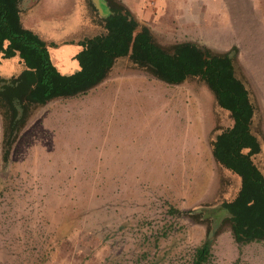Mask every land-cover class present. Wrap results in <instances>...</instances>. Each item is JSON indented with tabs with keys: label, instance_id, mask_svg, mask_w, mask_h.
<instances>
[{
	"label": "rangeland",
	"instance_id": "1",
	"mask_svg": "<svg viewBox=\"0 0 264 264\" xmlns=\"http://www.w3.org/2000/svg\"><path fill=\"white\" fill-rule=\"evenodd\" d=\"M87 11L103 30L89 0L27 2L20 15L48 40L57 68L71 74L80 69L78 42L98 32ZM246 15L249 33L234 39V63L264 142V0H249ZM157 38L170 45L177 37ZM24 67L18 56L4 58L0 74L18 76ZM163 84L168 101L141 91L132 101L123 96L117 110L112 85L30 107L6 166L12 109L0 96V264H192L209 226L219 235L207 264H264V241L240 246L215 212L241 187L212 152L233 124L230 112L199 78ZM100 99L109 108L99 109ZM257 164L264 172L263 156Z\"/></svg>",
	"mask_w": 264,
	"mask_h": 264
},
{
	"label": "trees",
	"instance_id": "2",
	"mask_svg": "<svg viewBox=\"0 0 264 264\" xmlns=\"http://www.w3.org/2000/svg\"><path fill=\"white\" fill-rule=\"evenodd\" d=\"M22 2L0 0V62L18 56L25 66L15 84L0 92L12 109V121L4 138L5 166L30 107L88 94L109 77L119 58L129 57L139 68L170 85L189 78L201 79L218 105L230 112L233 124L216 136L212 152L221 166L240 177L241 187L232 200L223 202L215 212L230 223L234 240L240 246L264 241V172L255 162L262 150L254 131L256 107L245 82L236 74L233 51L218 52L192 41L165 45L125 4L110 0L113 14L105 19V30L80 42L82 49L76 55L80 69L65 74L54 64L48 42L23 25ZM16 101L22 104L23 111L18 123ZM214 228L209 226L206 239L196 247L192 264L211 260L219 235V229Z\"/></svg>",
	"mask_w": 264,
	"mask_h": 264
},
{
	"label": "crops",
	"instance_id": "3",
	"mask_svg": "<svg viewBox=\"0 0 264 264\" xmlns=\"http://www.w3.org/2000/svg\"><path fill=\"white\" fill-rule=\"evenodd\" d=\"M41 1L42 0H23L20 5L21 11L24 9L27 2H30L31 6H35ZM119 1L125 4L141 23L150 27L156 38L159 32H167L168 34H171V36L177 37L175 43L192 41L207 46L218 52L233 51L234 58L236 57L235 50L238 49L237 46H234V39H236V36L239 37L240 35H247V32L249 33L250 23L248 21V16L246 15L248 12L249 0ZM239 11H241V19L237 17ZM89 15L90 13L88 14V17L91 20V25L93 27H97L93 17H90ZM55 16L58 18L57 14H55ZM21 20L26 28L33 31L35 30L33 26L25 24V20L22 16ZM64 25H66V22L62 24V26ZM53 27L55 28L56 24ZM97 29V34L102 33L105 30V28H103V30L99 31V26ZM232 40L233 43L231 42ZM62 43L65 42H61V44ZM231 43L232 45L230 47H226V45H230ZM81 49L82 45L80 50ZM0 76L15 75L0 74ZM163 83L165 82L156 79L153 75H148L146 71L137 67V65L129 57H121L116 61L109 77L103 83L93 88L89 94H92L94 90L100 88L101 86L105 88L106 86L112 85L113 97L111 99V107L117 110L119 105L125 102L123 100V96H126L127 101H132L133 97L141 91H153L158 94V100L168 101V95L165 94V88L167 87H163ZM168 85L169 84L166 86ZM104 103L105 102L102 101V99L96 102V104L100 105L99 109L106 110V108H109V105H105ZM167 106L170 105L168 104ZM259 139L262 150L255 157L256 163L257 158H262V156L264 157V142H262L260 137Z\"/></svg>",
	"mask_w": 264,
	"mask_h": 264
},
{
	"label": "water",
	"instance_id": "4",
	"mask_svg": "<svg viewBox=\"0 0 264 264\" xmlns=\"http://www.w3.org/2000/svg\"><path fill=\"white\" fill-rule=\"evenodd\" d=\"M89 4L91 8L94 10V12H96L98 16L102 19L103 22L105 21L107 17L113 14V9H112L110 0H89ZM18 76H0V92H2L5 89V87L9 85H14L15 84L14 82ZM0 96H1V93H0ZM16 107L18 108L19 113L16 116L15 121H17L18 123L23 117L22 104L16 101ZM11 121H12V118H11Z\"/></svg>",
	"mask_w": 264,
	"mask_h": 264
}]
</instances>
